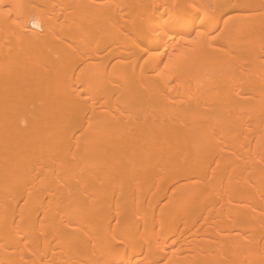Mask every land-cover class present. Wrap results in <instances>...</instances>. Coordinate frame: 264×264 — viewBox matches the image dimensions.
<instances>
[{
	"label": "bare ground",
	"instance_id": "6f19581e",
	"mask_svg": "<svg viewBox=\"0 0 264 264\" xmlns=\"http://www.w3.org/2000/svg\"><path fill=\"white\" fill-rule=\"evenodd\" d=\"M35 1L0 0V264H264V0Z\"/></svg>",
	"mask_w": 264,
	"mask_h": 264
},
{
	"label": "rangeland",
	"instance_id": "374dc122",
	"mask_svg": "<svg viewBox=\"0 0 264 264\" xmlns=\"http://www.w3.org/2000/svg\"><path fill=\"white\" fill-rule=\"evenodd\" d=\"M31 1H33V0H31ZM36 2H38L37 0L34 2V4H33V2H29L30 4H32V6H38L37 5V3ZM28 3V4H29ZM29 4V5H30ZM38 4H39V2H38ZM11 9V6H4L3 7V11H8V10H10ZM32 23V22H31ZM30 24V23H29ZM31 26V25H30ZM30 26H28V28L30 27ZM33 26V25H32ZM30 29H33L32 27H30Z\"/></svg>",
	"mask_w": 264,
	"mask_h": 264
},
{
	"label": "snow or ice",
	"instance_id": "6c2138e0",
	"mask_svg": "<svg viewBox=\"0 0 264 264\" xmlns=\"http://www.w3.org/2000/svg\"><path fill=\"white\" fill-rule=\"evenodd\" d=\"M4 15V13L3 12H0V16H3Z\"/></svg>",
	"mask_w": 264,
	"mask_h": 264
}]
</instances>
